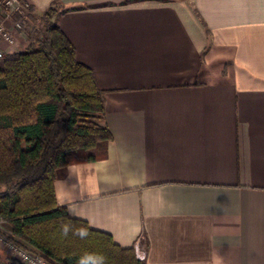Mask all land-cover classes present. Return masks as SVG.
I'll return each mask as SVG.
<instances>
[{
	"label": "crops",
	"instance_id": "crops-1",
	"mask_svg": "<svg viewBox=\"0 0 264 264\" xmlns=\"http://www.w3.org/2000/svg\"><path fill=\"white\" fill-rule=\"evenodd\" d=\"M24 1L18 51L60 5L113 136L59 203L145 264H264V0Z\"/></svg>",
	"mask_w": 264,
	"mask_h": 264
},
{
	"label": "trees",
	"instance_id": "trees-1",
	"mask_svg": "<svg viewBox=\"0 0 264 264\" xmlns=\"http://www.w3.org/2000/svg\"><path fill=\"white\" fill-rule=\"evenodd\" d=\"M62 11L51 6L27 48L0 58V215L52 264H145L134 246L73 217L57 198V170L95 160L86 151L113 138L105 91L59 25ZM0 260L24 264L2 250Z\"/></svg>",
	"mask_w": 264,
	"mask_h": 264
},
{
	"label": "built area",
	"instance_id": "built-area-1",
	"mask_svg": "<svg viewBox=\"0 0 264 264\" xmlns=\"http://www.w3.org/2000/svg\"><path fill=\"white\" fill-rule=\"evenodd\" d=\"M32 14L33 10L24 0L0 1V58L23 48L21 39L27 34V22ZM26 39L29 45L31 40ZM0 246L8 248L12 256L24 264H52L41 252L19 242L3 215H0ZM0 264L8 263L0 260Z\"/></svg>",
	"mask_w": 264,
	"mask_h": 264
},
{
	"label": "rangeland",
	"instance_id": "rangeland-1",
	"mask_svg": "<svg viewBox=\"0 0 264 264\" xmlns=\"http://www.w3.org/2000/svg\"><path fill=\"white\" fill-rule=\"evenodd\" d=\"M35 20V19H34ZM41 25L43 26V21H42V23H41V21L39 20V21H37V19L35 20V21H32V24H31V26L33 27H31L33 30L34 29H41L42 27H41ZM84 153V152H83ZM9 227V226H8ZM9 229H10V227H9ZM0 250H2L5 254H7V255H12L11 253H10V251H9V249L8 248H6V247H3V246H0Z\"/></svg>",
	"mask_w": 264,
	"mask_h": 264
},
{
	"label": "clouds",
	"instance_id": "clouds-1",
	"mask_svg": "<svg viewBox=\"0 0 264 264\" xmlns=\"http://www.w3.org/2000/svg\"><path fill=\"white\" fill-rule=\"evenodd\" d=\"M84 233L83 232H81V235H83Z\"/></svg>",
	"mask_w": 264,
	"mask_h": 264
}]
</instances>
